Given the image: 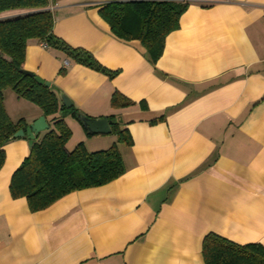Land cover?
<instances>
[{"label": "crops", "instance_id": "obj_1", "mask_svg": "<svg viewBox=\"0 0 264 264\" xmlns=\"http://www.w3.org/2000/svg\"><path fill=\"white\" fill-rule=\"evenodd\" d=\"M106 2L48 0L47 8L53 35L113 77L33 40L23 69L79 112L112 116L129 144L114 133L87 136L66 113L65 147L116 143L125 171L32 211L10 193L31 146L10 139L0 166V264H205L207 235L264 246V0H190L154 64L138 40L112 33L99 13ZM13 93L3 100L13 122L43 115Z\"/></svg>", "mask_w": 264, "mask_h": 264}, {"label": "trees", "instance_id": "obj_2", "mask_svg": "<svg viewBox=\"0 0 264 264\" xmlns=\"http://www.w3.org/2000/svg\"><path fill=\"white\" fill-rule=\"evenodd\" d=\"M189 4L190 0H108L99 13L116 37L138 40L154 64L162 54L166 35L178 28L179 17ZM47 5L48 0H0V166L5 158L4 144L14 132L26 127L23 119L13 122L9 118L3 103L6 88L38 106L46 119L53 122V127L41 137L37 135L10 182L11 195L24 197L32 211L44 209L72 191L108 183L125 171L116 143L108 149L88 152L80 142L67 150L65 144L71 131L63 117L70 113L78 121L79 111L74 106L65 108L52 85L39 84L22 71L27 44L33 40L109 77L117 73L98 64L90 52L71 48L56 38L52 33L54 16ZM12 10L21 12L3 15ZM111 102L118 104L116 94ZM111 133L117 136L116 142L130 143L128 134L115 121L111 123ZM202 254L205 264H264V246L239 245L216 235L204 238Z\"/></svg>", "mask_w": 264, "mask_h": 264}, {"label": "water", "instance_id": "obj_3", "mask_svg": "<svg viewBox=\"0 0 264 264\" xmlns=\"http://www.w3.org/2000/svg\"><path fill=\"white\" fill-rule=\"evenodd\" d=\"M123 1H133V0H123ZM28 76L34 77L35 81L39 84H43L46 87H50V81L44 80L42 77L36 75L34 72L23 69L22 70ZM57 97L61 104L65 108H70L73 106V101L61 90L56 89ZM77 119L81 123V126L92 135L95 134H110L111 133V123L107 117L93 118L84 113L78 112ZM49 128V125L45 119L44 115L39 116L33 122L29 123L24 129L20 128L14 132L10 139L15 138H27L28 144L31 146L33 139L39 132L45 131Z\"/></svg>", "mask_w": 264, "mask_h": 264}, {"label": "rangeland", "instance_id": "obj_4", "mask_svg": "<svg viewBox=\"0 0 264 264\" xmlns=\"http://www.w3.org/2000/svg\"><path fill=\"white\" fill-rule=\"evenodd\" d=\"M7 90H10L11 92H13L12 91V89H10V88H6L5 90H4V92H3V97H7ZM13 94H15V93H13ZM14 96H17L16 94L14 95ZM6 99V98H5ZM4 100V99H3ZM117 137V136H116Z\"/></svg>", "mask_w": 264, "mask_h": 264}, {"label": "built area", "instance_id": "obj_5", "mask_svg": "<svg viewBox=\"0 0 264 264\" xmlns=\"http://www.w3.org/2000/svg\"><path fill=\"white\" fill-rule=\"evenodd\" d=\"M42 47L44 48H48L47 45L45 43H41ZM67 64V62H65Z\"/></svg>", "mask_w": 264, "mask_h": 264}]
</instances>
